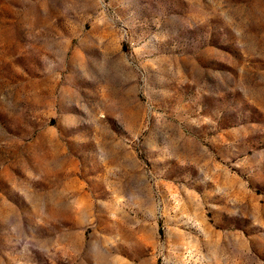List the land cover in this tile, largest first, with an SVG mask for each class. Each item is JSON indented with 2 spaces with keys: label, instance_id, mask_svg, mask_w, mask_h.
<instances>
[{
  "label": "rangeland",
  "instance_id": "374dc122",
  "mask_svg": "<svg viewBox=\"0 0 264 264\" xmlns=\"http://www.w3.org/2000/svg\"><path fill=\"white\" fill-rule=\"evenodd\" d=\"M0 264H264V0H0Z\"/></svg>",
  "mask_w": 264,
  "mask_h": 264
}]
</instances>
